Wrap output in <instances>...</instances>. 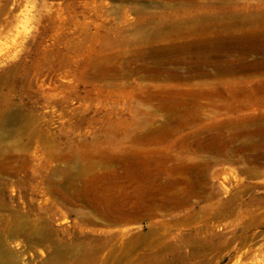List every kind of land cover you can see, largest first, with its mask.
<instances>
[{"label": "rangeland", "instance_id": "1", "mask_svg": "<svg viewBox=\"0 0 264 264\" xmlns=\"http://www.w3.org/2000/svg\"><path fill=\"white\" fill-rule=\"evenodd\" d=\"M0 242L264 264V0H0Z\"/></svg>", "mask_w": 264, "mask_h": 264}, {"label": "bare ground", "instance_id": "2", "mask_svg": "<svg viewBox=\"0 0 264 264\" xmlns=\"http://www.w3.org/2000/svg\"><path fill=\"white\" fill-rule=\"evenodd\" d=\"M137 212H139V211H137ZM2 249H3V245L0 242V257H1V251H2Z\"/></svg>", "mask_w": 264, "mask_h": 264}]
</instances>
